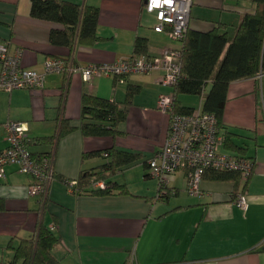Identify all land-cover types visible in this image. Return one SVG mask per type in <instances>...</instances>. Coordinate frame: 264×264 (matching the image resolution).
<instances>
[{
    "label": "crops",
    "instance_id": "0c3cea01",
    "mask_svg": "<svg viewBox=\"0 0 264 264\" xmlns=\"http://www.w3.org/2000/svg\"><path fill=\"white\" fill-rule=\"evenodd\" d=\"M65 1L98 7L99 38L94 43L74 41L72 48L53 44L49 33L62 29L60 23L31 16L30 0H0V42L9 52L22 48L24 68L43 71L47 57L81 66L130 57L137 36L147 38L146 55L181 46L153 29L155 16L143 8L144 0ZM148 14L150 25L143 21ZM209 26L211 22L194 20L190 10L189 28L207 31L216 24ZM161 75L159 70L123 79L99 75L86 82L78 72L56 71L45 75L41 89L0 90V151L7 145L4 124L23 121L28 150L34 157L50 152L53 167L42 195L28 194L29 175L13 165L5 167L6 177L0 179V264L12 258L11 246L31 237L40 225L59 237L52 252L62 264H264V73L229 83L220 120L224 140L219 151L250 158L249 175L217 180L206 173L199 195L187 191L185 169L170 174L165 187L149 173L147 161L162 146L169 123L167 113L157 108L158 95L171 91L160 83ZM210 84L198 94V107L202 108ZM131 85L138 89L118 125L120 132L82 135L83 93L123 103ZM180 97L182 106L198 108ZM59 117L74 129L52 139ZM226 130L231 133L228 140ZM108 148L140 154L136 162L111 174L110 180L126 191L114 189L106 195L89 191L105 181L79 189L82 170L96 172L110 159L103 155L82 159L83 153ZM240 193L247 200L245 209L234 203Z\"/></svg>",
    "mask_w": 264,
    "mask_h": 264
},
{
    "label": "trees",
    "instance_id": "16d2710c",
    "mask_svg": "<svg viewBox=\"0 0 264 264\" xmlns=\"http://www.w3.org/2000/svg\"><path fill=\"white\" fill-rule=\"evenodd\" d=\"M250 1L252 10L243 12L231 34L227 31V25L220 22L207 31L191 29L188 26L178 48L180 74L171 87L173 112H191L193 108L181 105L178 94H201L205 85L210 82L202 109L214 113L221 127L220 120L229 83L264 73V0ZM30 15L63 26L62 29H51L49 41L53 44L72 48L74 41L92 44L99 38L96 34L99 9L88 3L30 0ZM133 54H147V38L142 36L135 38ZM137 89L134 85L129 86L128 98L123 103L83 93L79 123L81 134L95 136L119 133L118 125L125 120L126 106ZM72 129L74 126L67 119L59 117L57 133L52 139L59 138ZM230 134L229 131H225L227 140ZM96 155L110 159L96 172L92 169L82 170L77 187L86 190L94 183L105 181L104 186H97L89 191L99 195L109 194L114 189L126 191L124 185L110 180L111 174L136 162L140 154L130 150L108 148L104 151L84 152L82 159ZM46 156L51 157V153H43L37 157ZM206 173L217 180H236L239 175V172L233 170L209 169L204 176ZM58 242L59 237L52 230L40 225L31 237L20 239L17 245L11 246L12 258L2 264H62L52 252Z\"/></svg>",
    "mask_w": 264,
    "mask_h": 264
},
{
    "label": "built area",
    "instance_id": "2783aa9c",
    "mask_svg": "<svg viewBox=\"0 0 264 264\" xmlns=\"http://www.w3.org/2000/svg\"><path fill=\"white\" fill-rule=\"evenodd\" d=\"M192 3L193 0H144L143 8L154 14L155 31L181 41L189 26ZM22 54V48L9 52L7 45L0 42V90L41 89L45 75L56 71L68 74L78 72L84 81L89 82L99 75L123 79L131 73L159 70L162 72L160 83L167 87H172L180 74L178 48H165L156 56L138 54L86 66L61 57H47L43 62V71L24 68ZM172 95L171 91L158 95L157 108L167 113L168 130L162 146L148 160L149 173L159 181L160 187H165L168 176L179 169L186 170L187 191L195 195L200 194L201 180L209 169L233 170L246 178L252 168V160L243 155L219 151L224 134L217 116L201 107L187 113L173 112ZM4 127L7 145L0 151V179L6 177L5 167L13 165L18 172L32 178L27 186L28 194H44L53 176L52 158L32 156L27 148L26 122L8 120ZM234 203L242 209L247 207L246 197L241 193Z\"/></svg>",
    "mask_w": 264,
    "mask_h": 264
},
{
    "label": "rangeland",
    "instance_id": "374dc122",
    "mask_svg": "<svg viewBox=\"0 0 264 264\" xmlns=\"http://www.w3.org/2000/svg\"><path fill=\"white\" fill-rule=\"evenodd\" d=\"M191 15L194 20H200L203 22H211V26L217 24L219 21L227 23V31L233 33L234 25L238 23V16L245 10L242 8H252L250 0H193ZM152 14V13H151ZM144 23L150 25L152 23V17L150 14L144 17ZM215 23V24H214ZM169 38V37H168ZM172 42H178V40L169 38ZM168 93V92H164ZM183 101L193 105L197 108L199 105V95L180 93ZM180 97V98H181Z\"/></svg>",
    "mask_w": 264,
    "mask_h": 264
}]
</instances>
